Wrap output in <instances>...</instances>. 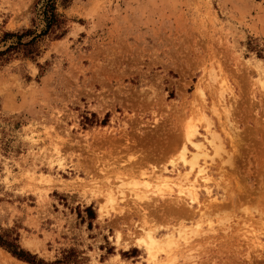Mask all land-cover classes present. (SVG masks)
<instances>
[{
    "label": "rangeland",
    "instance_id": "rangeland-1",
    "mask_svg": "<svg viewBox=\"0 0 264 264\" xmlns=\"http://www.w3.org/2000/svg\"><path fill=\"white\" fill-rule=\"evenodd\" d=\"M48 1L0 0V264H264V0Z\"/></svg>",
    "mask_w": 264,
    "mask_h": 264
},
{
    "label": "trees",
    "instance_id": "trees-1",
    "mask_svg": "<svg viewBox=\"0 0 264 264\" xmlns=\"http://www.w3.org/2000/svg\"><path fill=\"white\" fill-rule=\"evenodd\" d=\"M53 0H49L46 5L42 6L43 14L46 18L48 29L52 27V25L59 22V19L55 13V7L53 5ZM21 37L23 35H20ZM10 251L17 256L19 259H22L30 264H44L42 261H38L34 255L25 251L23 249H10Z\"/></svg>",
    "mask_w": 264,
    "mask_h": 264
},
{
    "label": "bare ground",
    "instance_id": "bare-ground-1",
    "mask_svg": "<svg viewBox=\"0 0 264 264\" xmlns=\"http://www.w3.org/2000/svg\"><path fill=\"white\" fill-rule=\"evenodd\" d=\"M196 133V130L193 128V127H190L189 128V130H188V132H187V141H189V142H191V139H190V137H193L192 135H193V133ZM214 135V134H213ZM212 135V136H213ZM215 138H217L216 136H215ZM213 141H214V139H212ZM211 140V142L213 143V141ZM211 143V144H212ZM213 144H215V142L213 143ZM194 145H197V144H194ZM215 146V145H214ZM218 145H216L215 147H217ZM197 147L199 148V145H197ZM200 149V148H199ZM201 150V149H200ZM187 162V161H186ZM190 162H192V161H190ZM192 163H194V162H192ZM205 180H207V179H205ZM132 184L133 185H136L137 183L136 182H132ZM159 188H161V187H159ZM156 191H158V192H160L159 194H161V193H163L162 192V189H158V190H155V192ZM163 191H164V189H163ZM180 191V194H182V195H184L185 194V191L184 190H179ZM154 191H153V193H155ZM157 193V192H156ZM186 195V194H185ZM188 196L190 197V200H192V201H194V200H196L197 199V194H196V190L195 189H188ZM109 197H111V196H109ZM113 197V196H112ZM114 199V198H113ZM112 200V199H111ZM107 201V200H106ZM152 230V229H151ZM182 234V231L180 232V235ZM184 234V233H183ZM145 235V234H144ZM146 235L147 236H150V233H146ZM185 236V235H184ZM181 237H183V236H181ZM180 237V238H181ZM153 239V238H152ZM185 239H186V237H185ZM184 239V240H185ZM145 240V239H144ZM147 240V239H146ZM164 242V241H163ZM167 243V242H166ZM166 243H164L165 244V246H166ZM169 243V242H168ZM167 243V244H168ZM151 244V243H150ZM162 244V243H161ZM164 244H162V245H164ZM169 244H171V243H169ZM152 245V244H151ZM169 246H171V245H169ZM168 246V247H169ZM161 247V246H160ZM167 247V246H166ZM167 247V248H168ZM151 252H153V251H151ZM174 264V263H173Z\"/></svg>",
    "mask_w": 264,
    "mask_h": 264
}]
</instances>
